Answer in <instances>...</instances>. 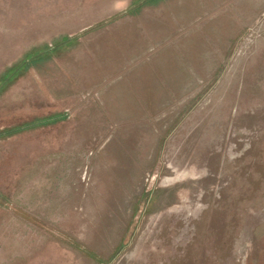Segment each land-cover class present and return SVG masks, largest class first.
Returning a JSON list of instances; mask_svg holds the SVG:
<instances>
[{"label":"rangeland","instance_id":"obj_1","mask_svg":"<svg viewBox=\"0 0 264 264\" xmlns=\"http://www.w3.org/2000/svg\"><path fill=\"white\" fill-rule=\"evenodd\" d=\"M148 1L0 0V264H264V0Z\"/></svg>","mask_w":264,"mask_h":264},{"label":"trees","instance_id":"obj_2","mask_svg":"<svg viewBox=\"0 0 264 264\" xmlns=\"http://www.w3.org/2000/svg\"><path fill=\"white\" fill-rule=\"evenodd\" d=\"M149 1H151V0H149ZM152 1H154V0H152ZM32 54L33 53H29L27 55V57L28 56L31 57ZM30 64H31L30 62H26L24 60L20 64L13 65L12 67L8 68V70L5 72L3 77L0 79V82H4L6 79L13 78L14 76L18 75V73L20 72L19 71L20 69L28 68L30 66ZM64 117H65V114H63V113L56 114L54 116H50V117H47V118H42L41 120H38V123L45 124V123H48V122H53L54 120L63 119ZM29 125L30 124L20 125V126H16V127L3 129V130L0 131V138L8 137V136L13 135V134H15L17 132H20V131H22L23 129H25Z\"/></svg>","mask_w":264,"mask_h":264},{"label":"crops","instance_id":"obj_3","mask_svg":"<svg viewBox=\"0 0 264 264\" xmlns=\"http://www.w3.org/2000/svg\"><path fill=\"white\" fill-rule=\"evenodd\" d=\"M158 1H160V0H154V1L151 0V1H148V2L153 4V3H157Z\"/></svg>","mask_w":264,"mask_h":264}]
</instances>
